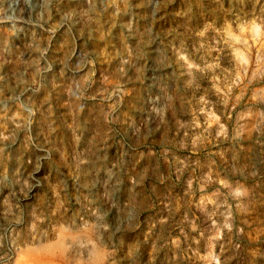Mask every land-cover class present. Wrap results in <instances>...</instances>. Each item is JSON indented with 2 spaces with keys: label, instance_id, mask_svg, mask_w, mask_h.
I'll use <instances>...</instances> for the list:
<instances>
[{
  "label": "rangeland",
  "instance_id": "rangeland-1",
  "mask_svg": "<svg viewBox=\"0 0 264 264\" xmlns=\"http://www.w3.org/2000/svg\"><path fill=\"white\" fill-rule=\"evenodd\" d=\"M0 264H264V0H0Z\"/></svg>",
  "mask_w": 264,
  "mask_h": 264
}]
</instances>
